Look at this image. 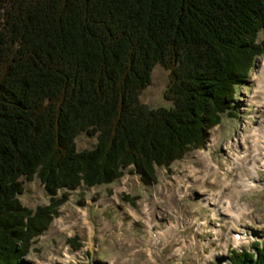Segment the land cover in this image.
<instances>
[{"label":"trees","instance_id":"trees-1","mask_svg":"<svg viewBox=\"0 0 264 264\" xmlns=\"http://www.w3.org/2000/svg\"><path fill=\"white\" fill-rule=\"evenodd\" d=\"M263 30L264 0H0V264L20 262L71 191L127 168L148 185L202 148L236 116ZM156 64L168 107L140 101ZM82 132L96 144L77 151ZM34 178L48 203L31 210L18 195ZM252 248L229 264H264Z\"/></svg>","mask_w":264,"mask_h":264},{"label":"rangeland","instance_id":"rangeland-1","mask_svg":"<svg viewBox=\"0 0 264 264\" xmlns=\"http://www.w3.org/2000/svg\"><path fill=\"white\" fill-rule=\"evenodd\" d=\"M258 39L264 41V30ZM262 72L264 53L255 59L247 81L236 88L232 106L236 116L224 115L209 130L202 148L187 152L168 168L156 167L155 182L144 185L127 168L120 179L109 184L71 191L46 230L30 240L18 264H39L50 254L57 255L61 263L67 257L65 264H229L231 250L252 251L254 242L264 243V158L256 178L248 179L258 189L238 198L242 205L249 204L251 211L239 216L213 215L204 204V198L215 207L236 202L235 195L224 194L226 190L223 196L215 192L224 176L235 181L238 173L245 171V166L238 171L230 165L232 157L250 145L249 139L241 141L244 129L264 121L262 104L258 105ZM167 82L168 71L156 64L150 83L140 94L141 103L150 108L170 106L163 97ZM95 144L96 134L82 132L75 139L77 151ZM261 153L259 159L263 150ZM206 157L213 167L216 164V170L204 164ZM22 183L18 199L23 206L33 210L48 203L37 178L30 182L22 179ZM123 195L130 200H124ZM237 235L243 237L238 243L234 240Z\"/></svg>","mask_w":264,"mask_h":264},{"label":"bare ground","instance_id":"bare-ground-1","mask_svg":"<svg viewBox=\"0 0 264 264\" xmlns=\"http://www.w3.org/2000/svg\"><path fill=\"white\" fill-rule=\"evenodd\" d=\"M262 75L263 77L261 76V78L258 80V87L261 89V98H260L258 105L262 104V107H263L262 112L264 113V73ZM240 138H241V141H245L246 139H249L250 145L248 146V148H244L243 146V148L245 149L241 152L243 156L242 154H239V155L235 154V156L232 157V166L230 165V167H234L239 171V170H242V168L245 166L246 167L245 171L243 173H238L236 180L234 179L235 181L229 180L228 178H226V176H224L223 179L220 180V188L217 189L215 192L217 196L219 195L221 196L223 190H226L224 194H228L230 192L231 195H235L236 202L235 204H233V206L226 203L222 207L221 206L215 207L213 206L214 202L210 203L206 198H204V204L210 208V210L213 212V215H216V212H218L222 214L232 213L231 215L235 214L236 216H239L238 214H242V212H249L252 209V207L247 203L246 204L243 203L242 205V203L239 202L238 198L241 194H244L245 192H252L255 189H258V186L255 183H250L248 179L256 178L259 166H262L261 160L264 158V121H260V124L258 127L256 126L254 128L252 127L245 128ZM261 150H263V155H262V158L259 159V154H262ZM200 156H202V153H200ZM247 156H249V159L247 158ZM203 162L204 164L207 163V165L213 167L209 163L208 158L205 159ZM214 166L215 167L213 168L214 170H216L217 169L216 164H214ZM215 173H217V171ZM202 180H204V178ZM242 235L240 236L237 235L238 237H234V240L238 243ZM192 244L190 242V246H192ZM63 256L66 257V255L64 254ZM61 262L59 261L57 255L50 254V255H47L42 261H40L39 264H65L68 262L67 257L63 260L64 263H61Z\"/></svg>","mask_w":264,"mask_h":264}]
</instances>
